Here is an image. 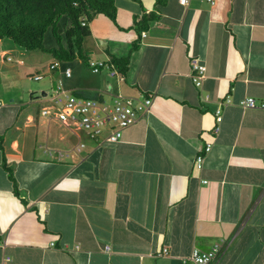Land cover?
<instances>
[{
  "label": "crops",
  "instance_id": "0c3cea01",
  "mask_svg": "<svg viewBox=\"0 0 264 264\" xmlns=\"http://www.w3.org/2000/svg\"><path fill=\"white\" fill-rule=\"evenodd\" d=\"M114 1L115 22L94 14L84 58L47 66L49 89H30L29 101H20L24 76L39 72L40 53L56 58L0 39V262L195 264L187 259L194 247L224 238L217 264H264V110L240 103L264 99V0H166L145 30L135 21L155 0ZM7 53L15 64H3ZM112 56L129 58L122 81L88 66ZM191 58L205 65L198 86ZM57 85L102 100L150 95L152 103L118 142L72 153L82 136L39 113ZM33 101L45 104L33 109ZM162 247L167 253L156 256Z\"/></svg>",
  "mask_w": 264,
  "mask_h": 264
},
{
  "label": "built area",
  "instance_id": "2783aa9c",
  "mask_svg": "<svg viewBox=\"0 0 264 264\" xmlns=\"http://www.w3.org/2000/svg\"><path fill=\"white\" fill-rule=\"evenodd\" d=\"M213 3L215 0H206ZM181 4H186L187 0H179ZM82 25L85 21L82 19ZM144 35V32H141ZM10 60V58H7ZM88 66L94 72H98L105 67H109V75L115 76L118 81L123 80V73L120 72L110 59L107 61L88 60ZM191 79L195 85H199L205 75V65L199 63L197 58L190 59ZM57 68L56 62L48 64V69ZM65 76L70 75V69L63 70ZM34 80H40L42 74H33ZM48 105L42 106L39 113L48 120H56L63 124L66 128L74 130L77 133L83 132L76 146L72 149V153H79L86 145V142L92 144V149L102 146L105 143L118 142L122 137L125 128L136 124L141 120L144 113L148 112L152 103L150 95L137 94L129 96L121 92L112 95L111 100H102L96 98H86L75 94L71 90L62 88L57 85L48 97ZM241 105L245 108L264 110V99H256L252 96L244 98ZM221 121L220 109L216 111L214 123L209 130V134L214 138L219 132ZM211 144L206 142L204 146L197 152L194 165L200 168L202 160L206 153L209 152ZM5 242H1L3 247ZM229 245V241L221 239L214 242L209 249H199L194 247L188 255L189 260L195 264H217ZM109 246H105L107 250ZM167 247H162L155 252L156 256L166 254ZM10 257L4 256L0 264H8ZM186 259V258H185Z\"/></svg>",
  "mask_w": 264,
  "mask_h": 264
},
{
  "label": "trees",
  "instance_id": "16d2710c",
  "mask_svg": "<svg viewBox=\"0 0 264 264\" xmlns=\"http://www.w3.org/2000/svg\"><path fill=\"white\" fill-rule=\"evenodd\" d=\"M141 4L140 0H133ZM166 0H155V8L143 9L142 15L136 18L139 30H145L158 18V6L165 5ZM101 13L115 22L117 7L114 0H0V39L6 38L25 50L40 49L52 54L57 60L71 61L83 59L82 41L89 35L87 25L94 14ZM65 17L68 26L59 32L57 22ZM85 19L84 25L81 24ZM52 30L56 46L45 48L44 36L48 29ZM116 68L125 73L128 56L111 57ZM2 137L0 136V148ZM9 177L12 175L8 170ZM14 194L19 191L14 185ZM23 203L26 201L20 198Z\"/></svg>",
  "mask_w": 264,
  "mask_h": 264
},
{
  "label": "rangeland",
  "instance_id": "374dc122",
  "mask_svg": "<svg viewBox=\"0 0 264 264\" xmlns=\"http://www.w3.org/2000/svg\"><path fill=\"white\" fill-rule=\"evenodd\" d=\"M63 19H65V18L62 17V20L60 22L59 21L57 22V29H58V23H59V28H60L61 32H63V28H62ZM45 35H46V39H45V36H44V42H43L44 46L52 47V46H56L57 45V43L55 41V38L53 36L52 30L50 28L48 30H46ZM4 40H7L8 42H12L9 39H5L4 38ZM40 54H41V55H39L40 56L39 57V61H40V66L39 67L40 68L38 69L40 74L46 73L47 66H48V64L50 62H56L57 63V68H60L62 66L61 64H62L63 61H59L57 59H50L51 55H47V54H43V53H40ZM3 57L5 58V60H2L3 64H5V65H13V64H15V60H14L12 54L7 53ZM7 58L13 59L12 62H10L9 60L6 61ZM105 70L109 71L110 68L109 67H105ZM26 86H27V88H25ZM49 86H50V77H49L48 74L44 75L40 80H34L32 78V76H24L23 81H22V90L26 89L25 91H27V92H25L24 100L22 99V95H21L20 101L21 102H25L26 100L29 101V91H30V89L32 91L36 90V91L40 92L41 90L49 89ZM17 88L21 89L20 84L17 85ZM31 103L32 104L30 106L33 109H38L39 107H41L42 105L45 104V102L36 103L34 101L31 102ZM80 135L82 136L83 132H81ZM91 148H92V144L86 142V145H85L83 150L87 151V150H90Z\"/></svg>",
  "mask_w": 264,
  "mask_h": 264
},
{
  "label": "clouds",
  "instance_id": "9594fccd",
  "mask_svg": "<svg viewBox=\"0 0 264 264\" xmlns=\"http://www.w3.org/2000/svg\"><path fill=\"white\" fill-rule=\"evenodd\" d=\"M180 3V2H179ZM181 4V3H180ZM83 20H85V19H83ZM86 24V23H85ZM143 32V31H142ZM142 35V34H141ZM224 239V238H223Z\"/></svg>",
  "mask_w": 264,
  "mask_h": 264
}]
</instances>
